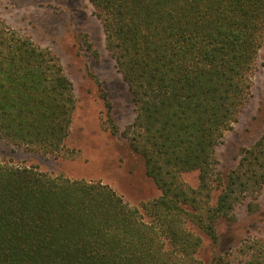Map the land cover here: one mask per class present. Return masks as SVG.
<instances>
[{
    "label": "trees",
    "instance_id": "trees-1",
    "mask_svg": "<svg viewBox=\"0 0 264 264\" xmlns=\"http://www.w3.org/2000/svg\"><path fill=\"white\" fill-rule=\"evenodd\" d=\"M135 117L106 128L161 195L132 206L109 185L0 162V264H203L238 206L260 211L264 130L222 174L216 149L253 96L264 0H89ZM92 47V45H90ZM77 107L60 58L0 20V140L60 155ZM197 172L191 188L182 175ZM242 257V258H241ZM264 264V237L217 264Z\"/></svg>",
    "mask_w": 264,
    "mask_h": 264
},
{
    "label": "rangeland",
    "instance_id": "rangeland-1",
    "mask_svg": "<svg viewBox=\"0 0 264 264\" xmlns=\"http://www.w3.org/2000/svg\"><path fill=\"white\" fill-rule=\"evenodd\" d=\"M0 20L60 58L77 99L70 135L60 155L0 140V162L36 167L53 176L100 181L132 206L158 198L161 192L146 175L142 160L120 135L106 128L108 108L104 94L121 130L133 122L135 113L128 88L105 48L102 27L89 0H0ZM263 130L264 44L253 77L252 99L217 146L218 170L227 174L237 164L240 151L251 146ZM182 179L191 188L199 185L197 172L185 173ZM259 203L257 213L249 214L245 206H238L237 221L220 224L219 248L204 239L198 256L203 264H217V255L236 248L248 236L264 237V190ZM239 261L235 259L233 264Z\"/></svg>",
    "mask_w": 264,
    "mask_h": 264
}]
</instances>
